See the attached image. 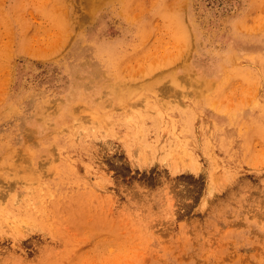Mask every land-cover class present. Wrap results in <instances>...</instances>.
<instances>
[{
	"label": "rangeland",
	"instance_id": "obj_1",
	"mask_svg": "<svg viewBox=\"0 0 264 264\" xmlns=\"http://www.w3.org/2000/svg\"><path fill=\"white\" fill-rule=\"evenodd\" d=\"M0 264H264V0H0Z\"/></svg>",
	"mask_w": 264,
	"mask_h": 264
},
{
	"label": "bare ground",
	"instance_id": "obj_2",
	"mask_svg": "<svg viewBox=\"0 0 264 264\" xmlns=\"http://www.w3.org/2000/svg\"><path fill=\"white\" fill-rule=\"evenodd\" d=\"M129 16H127V18H128ZM133 19V18H132Z\"/></svg>",
	"mask_w": 264,
	"mask_h": 264
}]
</instances>
